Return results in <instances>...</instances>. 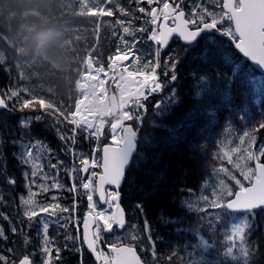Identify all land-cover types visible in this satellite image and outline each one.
Returning <instances> with one entry per match:
<instances>
[{
	"label": "trees",
	"instance_id": "obj_1",
	"mask_svg": "<svg viewBox=\"0 0 264 264\" xmlns=\"http://www.w3.org/2000/svg\"><path fill=\"white\" fill-rule=\"evenodd\" d=\"M77 12L79 8L75 4L65 8L60 0H0L2 96L6 97L13 90L28 89L62 111L74 110L79 97L77 84L83 69V55L91 47L92 41L81 24L72 21ZM106 17L109 32L106 31L107 34L99 38L104 62L115 44L118 46L120 26L115 16ZM144 35L146 41L147 33ZM202 39L187 51V55L185 47L180 45L171 52L182 57L178 65V79L158 94L165 101L164 106L159 109L153 108L152 104L147 106L138 136V151L120 189L121 203L128 211L130 223L136 225V230L142 236L145 235L144 221L149 222L158 254L166 256L172 251L178 252L172 264H181L180 257H185L183 264H189L186 250L192 251L191 245L198 244L201 238L214 245L205 254L208 260L219 258L222 264H240V260H226L218 255L230 246L224 239L230 228L228 217L223 223L216 224V210L203 202L194 206L187 200L192 194L196 196L199 193L205 181L210 183L211 189L218 179L230 178L233 188L237 187L231 177L219 171L221 167L229 172L240 171L225 157L221 159V142L225 127L232 125L230 127L233 129V125L239 126L236 119L238 114L245 115L241 111L245 109L253 115L249 131L254 130L264 143V129L256 131L264 123V113L257 111V105L264 108V84L255 82L260 75L229 41L216 37L214 43L210 44ZM37 43L40 46L35 53ZM144 43L152 47L150 42ZM204 51H209L211 63L198 58L202 57ZM197 69L201 73L219 69V74L210 72L209 75H215V78L202 82L194 79V70ZM233 69L237 70L235 75ZM165 70L162 64L158 70L161 79ZM173 89L176 90V98L169 104L165 98L171 95ZM21 96L29 98L23 92ZM8 105L7 109H0V172H3L0 174V197L3 198L0 199V213L3 214L0 221L8 237L0 241V254L6 243L14 248L12 253L8 252L14 258L21 250L24 251L21 244L26 245L24 238L19 239L18 234L26 229L29 235L33 232L32 228L20 223L22 212L19 197L28 191L25 173L31 178L33 164L36 166L38 176L32 190L39 193V186L45 183L42 177L45 174L56 176L58 171L57 178L65 189L39 193L36 198L48 202L52 201V195H56L58 202L69 209L73 208L75 199V210L70 214L80 215L87 200L82 189L78 194L67 191L72 184L67 173L75 165L76 183L79 186L80 156L91 154L94 138L88 139L85 131L78 130L75 144L71 139L62 140L61 135L72 137L74 127L62 117L58 120L39 110L21 112L16 99L8 101ZM37 116L39 120L35 119ZM23 120H28L29 126L21 127ZM107 136L106 128L100 143L108 141ZM25 145H36L33 148L35 159L30 164L20 160ZM73 149L76 157L73 156ZM261 159L264 161V156ZM57 161L62 162L58 170L52 169L51 165ZM249 163L252 165V161H247V167ZM9 177L16 180L15 185L7 183ZM136 204L143 206L142 212L135 208ZM204 208L207 211L198 210ZM4 216L8 219L5 220ZM60 218L63 219L62 224H66L63 227L68 229L73 227L72 220L76 217L66 215ZM248 222L251 228L246 233V242L257 249L254 264H264V209L256 210L254 219L249 216ZM12 226L17 227V234L11 232ZM150 252L149 247L142 254L149 258ZM67 257L72 261L69 252Z\"/></svg>",
	"mask_w": 264,
	"mask_h": 264
},
{
	"label": "snow or ice",
	"instance_id": "obj_2",
	"mask_svg": "<svg viewBox=\"0 0 264 264\" xmlns=\"http://www.w3.org/2000/svg\"><path fill=\"white\" fill-rule=\"evenodd\" d=\"M146 2L150 11L140 4ZM111 0H92L94 5L89 9V15L93 17H112L115 15L113 9L107 5ZM137 5L136 11L144 14L146 17L145 23L151 25L150 31L146 27L136 28L139 33H147L146 41L150 42L154 48V53L146 60L136 53V45L140 42L135 37L131 46L129 42L121 40L124 48H117L114 55L109 57L108 70L101 66L98 69H93L97 74L92 76L93 81L99 82L97 95L101 96L99 105L92 107L89 105H78L74 111H62L42 99L32 94L28 89L13 90L6 97L0 96V108L7 109L8 101L16 99L19 101L18 110L42 111L59 120L60 117L64 121L73 125V135L71 138L61 135L60 139H71L75 144V136L78 130L85 131L88 135L86 138L98 139L103 135V130L106 124L110 123V143L103 146L102 163L95 158L97 149H93V157L89 159L84 157L79 160V172L89 173L87 179L81 177L79 186L76 183L77 168L75 165L68 171V176L72 180L70 188L67 191L70 193H79L81 189L87 199L88 211L83 219V237L82 244H86L88 250L95 256V259L101 264H142L140 257L136 254L133 247L120 245L117 243L108 244L112 255L108 256L105 252L99 249L101 243V234L103 232H111L115 227L123 229L126 225V213L120 205L119 187L125 179L127 166L130 164L133 153L137 147L138 132L133 128L129 121H135L137 124L142 123L143 114L140 110H145V102L150 96L162 93L164 89L176 82L178 65L182 60L178 54L169 53L167 58L161 62V52L169 47L170 40L173 37L178 38L185 46V55L198 44L199 40L205 34H219L220 37H227L236 50L248 58L253 65L264 73V0H213L216 10H210L206 5L196 3L190 6V12H186L183 4L184 0H134ZM158 5V6H153ZM118 11L121 16H129L125 8L119 7ZM227 22V23H226ZM123 29L126 35H133L132 21L118 19L116 21ZM115 34V33H114ZM204 62L211 63L209 51L202 53ZM227 60V57H225ZM129 62V63H125ZM163 67V80L161 79L159 69ZM236 69H233L235 75ZM219 74V69H210L202 72L194 70V79L202 82H207L214 79L215 75ZM103 74V75H102ZM114 84L115 92L108 94L110 85ZM23 92L29 98L21 96ZM176 98V90L173 89L170 96L166 97L167 103H172ZM165 101H157L155 107L157 109L164 106ZM245 115L242 118H251V113L245 109H241ZM258 113H264V108L257 105ZM35 119L39 120L37 116ZM29 126L28 120L21 121V127ZM259 129H264V123L259 125ZM248 140L249 147L244 148L245 155H239L238 161L234 167L240 170L243 180L247 182L246 187L240 179H237L227 168H220V172L231 177L238 190L233 192L223 180L220 181L219 190L213 191V198L209 200L207 197H202V200L213 210H216L215 223L221 224L225 217L231 221L232 214L244 213L240 222L230 223V232L225 235V241L230 245L223 252L219 253V257L226 260L237 261L241 264H254L253 257L257 254V249L251 248L246 244V233L250 230L251 224L248 222V217H255V212L258 209H264V163L260 162L261 156H264V146H261L259 153L251 151V144H254L256 136L249 132H244L240 136L241 144ZM36 145H25L24 151L20 154V160L24 164H30L35 159L33 148ZM240 147L232 148L230 152H224L229 163H232V155L239 154ZM73 156L77 154L72 150ZM247 161H255V167H247ZM61 161L52 164V169L59 168ZM99 167L101 173L92 171ZM33 171L31 178L28 173H25L28 179L27 196H20V207L22 216L20 223L27 222L29 228L34 224L37 226V237L40 239V244L31 253L22 254L19 257L9 258V256L0 254V264H36L34 257H41L40 264H58L61 260V249L57 247L53 238L49 235V228L52 223H56L58 227L63 228V224L59 223L60 214L74 211L76 201H73V208H65L59 202V197L51 196L52 203L41 204L36 197L39 193H48L50 190H64L65 186L58 180V171L56 176H48L45 174L42 179L45 183L39 186V193L34 192L33 186L36 184L38 172ZM3 174V172H0ZM51 181V183H48ZM7 183L15 185L16 180L9 177ZM115 186V191H107L105 186ZM94 194H98L99 200L103 204L109 205L107 210H97ZM0 199H3L0 197ZM135 208L143 211L141 204H136ZM199 211H207V208L198 209ZM41 214H47L48 219L41 220ZM0 215H3L0 213ZM5 220L7 216L3 217ZM211 219V218H210ZM167 223V221H165ZM135 227V226H134ZM143 231L147 233V240L150 246L152 255V264H172L174 257L178 255L177 251L165 255H160L156 251V241L151 234V226L147 220L144 221ZM11 232L17 234L18 229L15 226L11 227ZM0 238L7 240L5 231L0 227ZM79 237H65L66 240H75ZM133 240L137 237L133 236ZM29 241L25 239L27 244ZM67 247V245H65ZM214 245H210L208 241L201 238L200 242L191 245L192 251L186 250V257L189 264H222L218 258L216 260H208L206 253ZM147 250V249H146ZM14 249L9 248L8 252L12 253ZM199 252V255L197 253ZM238 253V254H237ZM55 254V255H54ZM185 257H180L183 264Z\"/></svg>",
	"mask_w": 264,
	"mask_h": 264
},
{
	"label": "rangeland",
	"instance_id": "obj_3",
	"mask_svg": "<svg viewBox=\"0 0 264 264\" xmlns=\"http://www.w3.org/2000/svg\"><path fill=\"white\" fill-rule=\"evenodd\" d=\"M61 1V5L63 7H72L73 4H75V6L77 7V9L79 8V12H77L78 14L74 15V18L76 19V22H80L83 26V28L87 31H89V35L92 36L94 38V43L96 44L97 40L100 37V33L102 31V26H101V18L102 17H96V19H88L86 17L85 14H89V9L91 7H93L94 5L92 4V0H60ZM184 2H191L194 4L196 3H201L206 5L210 10H216L213 0H184ZM114 3V4H113ZM146 3V2H145ZM77 4V5H76ZM108 7H111L114 9L115 8H119V7H123L125 8L129 13H131V15L129 16H121L120 12H118L115 15V18H119V19H124L125 21H132L133 24V35H126L123 33V29L119 26V33H118V46L115 44V48L114 50H112L111 54L108 56V63H109V57L114 55L117 48H124L123 42L121 40V37L123 36L124 40H127L129 42V46H131L133 38L135 37L137 40H139L140 42L136 45V53L137 55L141 56L142 58H144L145 60L150 57V52L152 50V54L154 53V48L150 47L149 45H146L145 42V35L144 33H139L136 32L135 29L139 28V27H146L149 29L151 28V25L146 24L145 20L146 17H140V15H135L136 14V8L137 6L132 5V8L130 7H126L123 6L118 0H111V3L107 5ZM135 16H137V19L135 22ZM89 20V21H88ZM72 21L75 22L74 19H72ZM107 21V20H106ZM227 23V22H226ZM114 52V53H113ZM88 57L92 60V57L90 55L85 56L84 59V65H83V75L80 78V82L78 84V89L80 90V99L78 101V105H81L83 100H85L88 96H89V88H82L83 86L86 85V79H85V75H95V73H90L88 72V68L87 67V59ZM167 58V57H166ZM165 58V59H166ZM94 63V62H93ZM129 63V62H127ZM94 65V64H93ZM95 68H98V65H94ZM237 67V66H236ZM107 68V67H106ZM103 75V74H102ZM255 82L257 84H259L260 82L264 84V80L261 77H258V79H255ZM114 86V84H112ZM115 87V86H114ZM81 103V104H80ZM76 106V108H77ZM244 116V114H238V118L241 120L242 126L240 128L234 127L235 125H233V129L230 127L232 125H228L225 127V135L222 139L221 142V148H222V154L224 156V152H230L232 148L235 147H240L241 148V152L239 154H233L232 155V161L235 164L238 159H239V155H245L243 149L244 148H248L249 147V141L246 139L245 142L243 144H241L240 141V136H242L244 134V132H249L252 135L256 136V140H255V149L259 150L261 148V146L263 145V139H259L258 135L252 131H249V127L250 124H247L248 122H250V119H245L242 118ZM251 118H253V115L251 114ZM214 123V120L212 122V124ZM81 159H83L84 157H81ZM95 158L98 160L97 156L95 155ZM227 159V157H225ZM228 160V159H227ZM34 162V161H33ZM33 169V167H32ZM239 170V169H238ZM92 171L96 172V169H92ZM232 175L237 176L236 172H231ZM230 179V178H229ZM220 179H218L215 184L218 185L220 183ZM230 188V187H229ZM214 190H219L218 187H216V189L214 188H208V187H203L199 193L194 196L193 194L190 196V198L187 200V202L189 204H193L194 206L196 205H200V202L205 203L202 200V197H207L209 200H211L213 198V191ZM37 201L41 204H46V203H52L53 201H46V200H41L39 198H36ZM96 202V201H95ZM206 204V203H205ZM109 208V206H104L102 209L107 210ZM97 210H101L99 208H97ZM44 215V214H41ZM245 214H241V215H234L232 217V222H240L241 217H243ZM241 216V217H240ZM133 223L136 224V222L134 221ZM132 224V223H131ZM135 226V227H134ZM0 227H2L0 225ZM136 229V225L132 224L131 226H128L125 230L122 231H114L112 234L108 235V242L111 243H116V242H127V243H134L136 241V243L140 242L142 243V240L140 241L138 239V237H142V235L140 233H138V237L136 235V231L134 230ZM145 236L147 237V233H145ZM135 236L137 237V240H133L132 237ZM22 236H18V238L20 239ZM70 237H76V234L71 235ZM24 238V237H23ZM0 241H2V238H0ZM71 243L66 244L67 246H70L71 251H69V254L72 256V263L71 264H85V262L81 263V259L85 256V252L83 250V248L80 246L78 239L75 240H71ZM23 248H25L28 251H25L24 253H31L33 252V250L37 247V245H39L38 243L35 244V246L33 244H30V246L28 245H23ZM14 249L12 246H8L6 243L3 244V255L9 256L8 254V249ZM103 252H105L104 250H102ZM106 255L110 256V254H107V252H105ZM149 257L152 258V255L149 254ZM9 258L11 259V257L9 256ZM36 264H40L41 261V257L39 255H36L34 257ZM65 259H66V255L61 256V261L58 262V264H66L65 263Z\"/></svg>",
	"mask_w": 264,
	"mask_h": 264
},
{
	"label": "bare ground",
	"instance_id": "obj_4",
	"mask_svg": "<svg viewBox=\"0 0 264 264\" xmlns=\"http://www.w3.org/2000/svg\"><path fill=\"white\" fill-rule=\"evenodd\" d=\"M125 63H127V62H125ZM101 66H103L106 69V71L110 72V70H108V67L106 68V66H104V65H98V68ZM87 67H89L88 72L95 73V75L97 74L96 72L93 71L95 66L93 65V63L90 60H88V62H87ZM98 68H95V69H98ZM92 76H94V75H85L86 85L83 86L82 88H89L90 93H89V96L85 100H83L82 104L81 103L80 104L95 107V106L100 104L102 95L101 96L97 95V90L99 88V82L93 81Z\"/></svg>",
	"mask_w": 264,
	"mask_h": 264
},
{
	"label": "water",
	"instance_id": "obj_5",
	"mask_svg": "<svg viewBox=\"0 0 264 264\" xmlns=\"http://www.w3.org/2000/svg\"><path fill=\"white\" fill-rule=\"evenodd\" d=\"M234 45V44H233ZM238 51V50H237ZM239 52V51H238ZM240 53V52H239ZM242 56H243V54L242 53H240ZM251 64H252V62L248 59V58H246ZM253 65V64H252ZM253 67L255 68V69H257L259 72H261L260 70H259V68L257 67V66H255V65H253ZM262 73V72H261ZM264 74V73H263ZM0 96H1V94H0ZM104 146V145H103ZM103 146H102V149H101V163H102V156H103ZM137 148V147H136ZM136 151V150H135ZM135 153V152H134ZM134 153H133V155H134ZM133 157V156H132ZM131 160H132V158H131ZM130 163H131V161H130ZM130 165V164H129ZM128 165V166H129ZM128 166H127V168H128ZM126 168V169H127ZM101 172H102V169H101ZM85 173H83V175H84ZM121 186V185H120ZM248 186V185H247ZM246 186V187H247ZM113 187H115V186H113ZM103 203V202H102ZM122 207V206H121ZM82 229H83V223H82ZM121 245H125V244H121ZM87 246V245H86ZM125 246H128V245H125ZM130 247V246H129ZM135 249V248H134ZM135 251H136V249H135ZM136 254L138 255V253L136 252ZM139 256V255H138ZM140 257V256H139ZM141 259V258H140ZM141 262H142V260H141ZM142 264H143V262H142Z\"/></svg>",
	"mask_w": 264,
	"mask_h": 264
},
{
	"label": "flooded vegetation",
	"instance_id": "obj_6",
	"mask_svg": "<svg viewBox=\"0 0 264 264\" xmlns=\"http://www.w3.org/2000/svg\"><path fill=\"white\" fill-rule=\"evenodd\" d=\"M133 5L137 6L135 3H134V0L131 1Z\"/></svg>",
	"mask_w": 264,
	"mask_h": 264
}]
</instances>
